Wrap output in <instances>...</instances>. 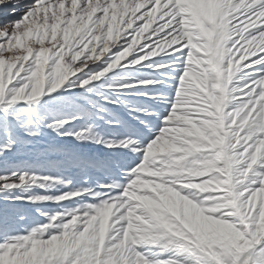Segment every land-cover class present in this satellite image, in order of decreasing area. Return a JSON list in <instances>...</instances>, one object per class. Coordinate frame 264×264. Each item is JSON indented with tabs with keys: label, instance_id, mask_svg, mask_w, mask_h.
I'll use <instances>...</instances> for the list:
<instances>
[{
	"label": "snow or ice",
	"instance_id": "snow-or-ice-1",
	"mask_svg": "<svg viewBox=\"0 0 264 264\" xmlns=\"http://www.w3.org/2000/svg\"><path fill=\"white\" fill-rule=\"evenodd\" d=\"M0 264H264V0H0Z\"/></svg>",
	"mask_w": 264,
	"mask_h": 264
}]
</instances>
